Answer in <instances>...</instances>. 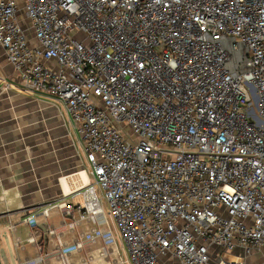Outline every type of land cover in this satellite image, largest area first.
Instances as JSON below:
<instances>
[{"label":"built area","instance_id":"obj_1","mask_svg":"<svg viewBox=\"0 0 264 264\" xmlns=\"http://www.w3.org/2000/svg\"><path fill=\"white\" fill-rule=\"evenodd\" d=\"M0 45L24 92L65 105L89 162L66 193L82 201L45 215L101 225L106 201L132 264H264V0H0ZM47 236L63 264L82 247Z\"/></svg>","mask_w":264,"mask_h":264},{"label":"crops","instance_id":"obj_2","mask_svg":"<svg viewBox=\"0 0 264 264\" xmlns=\"http://www.w3.org/2000/svg\"><path fill=\"white\" fill-rule=\"evenodd\" d=\"M61 104L65 107L48 95L24 92L19 74L0 45V264H21L38 254L44 261L37 264H63L59 239L47 236L50 226L57 229L62 242L82 243L81 249L68 255V264H132L108 211L104 224L82 220L73 228L69 223L78 219V211L68 214L53 208L48 215L43 213L46 206L62 198L82 201L80 193L66 195L84 175L85 161L74 129L80 142L81 135L61 111ZM31 214L36 215L35 226L25 222ZM99 226L113 231L112 244L99 237L86 239ZM32 233L37 243L28 240ZM163 264L178 261L164 258Z\"/></svg>","mask_w":264,"mask_h":264},{"label":"rangeland","instance_id":"obj_3","mask_svg":"<svg viewBox=\"0 0 264 264\" xmlns=\"http://www.w3.org/2000/svg\"><path fill=\"white\" fill-rule=\"evenodd\" d=\"M21 19H22V22H23L25 28H26L27 31H28V35H29V37L31 38V37H32V32H31L30 29H29V23L26 21V19L24 18L23 15L21 16ZM74 37H76V38H78V39H85V36H84V34L82 33L81 30H78V31L75 33V36H74ZM61 105H62V104H61ZM60 108H61V111L65 114V116H66L67 119H68V114H67V112H66L65 107L62 105ZM68 120H69V119H68ZM70 126L73 127L72 124H70ZM73 129H74V128H73ZM74 135H75V138H76L77 146H78V148H79V150H80V154H81L82 158H83L84 161H85V168H84V169H85L87 172H89V170H90V166H89V162H88V160H87L86 152H85V150H84V148H83V146H82V144H81V142H80V140H79L78 134L76 133V130H75V129H74ZM89 176H90V174H89ZM90 177H91V176H90ZM103 205H104V208H105L106 213H107V211H108V206H107L106 201L103 202ZM252 261H253V263H255V264L257 263L256 260H255V257H252Z\"/></svg>","mask_w":264,"mask_h":264},{"label":"bare ground","instance_id":"obj_4","mask_svg":"<svg viewBox=\"0 0 264 264\" xmlns=\"http://www.w3.org/2000/svg\"><path fill=\"white\" fill-rule=\"evenodd\" d=\"M84 174V173H83Z\"/></svg>","mask_w":264,"mask_h":264}]
</instances>
